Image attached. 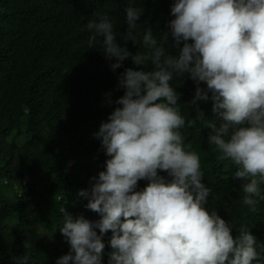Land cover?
Segmentation results:
<instances>
[{
  "label": "clouds",
  "instance_id": "9594fccd",
  "mask_svg": "<svg viewBox=\"0 0 264 264\" xmlns=\"http://www.w3.org/2000/svg\"><path fill=\"white\" fill-rule=\"evenodd\" d=\"M124 12V33L106 13L81 29L88 32L87 47L102 50L113 71L131 55L117 37L135 44L143 15L139 6ZM170 14L159 41L151 28L143 32L145 50L131 55L139 69L118 75L123 95L113 101L105 94L116 107L94 136L108 159L90 188L77 193L100 219L59 209L69 253L56 264H101L109 231L108 264H264V244L248 225L234 238L232 226L206 208L212 189L182 132L197 121L186 120L172 86L187 75L197 85L190 105L211 101L215 122L207 123V142L226 169H235L231 178L241 182L242 203L255 212L264 200V0H174ZM195 112L205 117L198 106ZM139 181L147 183L137 190ZM28 259L16 257V264Z\"/></svg>",
  "mask_w": 264,
  "mask_h": 264
},
{
  "label": "trees",
  "instance_id": "16d2710c",
  "mask_svg": "<svg viewBox=\"0 0 264 264\" xmlns=\"http://www.w3.org/2000/svg\"><path fill=\"white\" fill-rule=\"evenodd\" d=\"M173 2L0 0V264H16V257L24 255L28 264H56L68 254L69 245L59 230L61 207L74 218L100 219L77 193L90 188V178L104 170L108 159L94 136L116 107L106 103L105 94L111 93L113 101L123 95L117 88L118 75L126 68L139 69L131 55L145 50L141 41L147 28L158 41L169 31ZM130 5L141 7L143 15L135 44L117 37L131 55L113 71L102 50L87 47L88 32L81 29L106 13L116 31L124 33V9ZM172 45L169 35L168 48L175 54ZM150 69L146 64L145 70ZM172 86L180 94L186 120L197 121L182 132L185 145L200 156L204 182L212 189L206 208L232 226L234 238L245 224L264 244V200L255 212L242 203L241 182L231 178L235 169H226L215 146L207 142V123L215 122L211 101L190 105L197 85L187 75L175 77ZM197 106L203 119L195 112ZM146 183L139 181L137 190ZM110 238V231L102 236L101 264H108Z\"/></svg>",
  "mask_w": 264,
  "mask_h": 264
}]
</instances>
